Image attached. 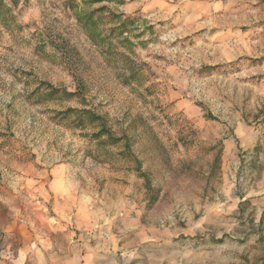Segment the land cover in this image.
I'll return each mask as SVG.
<instances>
[{
  "label": "rangeland",
  "instance_id": "obj_1",
  "mask_svg": "<svg viewBox=\"0 0 264 264\" xmlns=\"http://www.w3.org/2000/svg\"><path fill=\"white\" fill-rule=\"evenodd\" d=\"M64 1L18 0L21 29L0 26V264L55 223L63 175L101 225H219L224 258L261 264L264 0H106L136 18L142 86L121 82ZM44 83L81 96L48 99ZM69 108L106 116L142 174L95 158Z\"/></svg>",
  "mask_w": 264,
  "mask_h": 264
},
{
  "label": "crops",
  "instance_id": "obj_2",
  "mask_svg": "<svg viewBox=\"0 0 264 264\" xmlns=\"http://www.w3.org/2000/svg\"><path fill=\"white\" fill-rule=\"evenodd\" d=\"M65 190L54 196V220L37 225L23 248L4 264H233L223 257L219 225H101L97 212L80 205L82 198L66 176ZM105 219V218H103ZM192 235L179 238L178 235ZM193 236H198L194 238ZM214 237V238H213ZM253 256H248L252 258ZM238 258V257H236ZM264 264V256L259 257ZM253 260H250L252 264Z\"/></svg>",
  "mask_w": 264,
  "mask_h": 264
},
{
  "label": "trees",
  "instance_id": "obj_3",
  "mask_svg": "<svg viewBox=\"0 0 264 264\" xmlns=\"http://www.w3.org/2000/svg\"><path fill=\"white\" fill-rule=\"evenodd\" d=\"M105 1L65 0L62 7L65 13L72 15L87 39L99 49L105 62L116 70V75L123 84L142 86L144 73L130 60V54L134 53L131 36L136 18L111 11L103 4ZM17 6L18 0H0V26L10 32H16L22 27L16 13ZM44 86L48 99L57 96L59 98L81 96L79 91L70 93L49 83H44ZM59 113L66 118L72 115L76 129L89 130L85 137L94 148L95 158L105 163L124 161L132 164L133 170L142 174V163L132 150L130 138L118 133L106 116L86 108H69Z\"/></svg>",
  "mask_w": 264,
  "mask_h": 264
}]
</instances>
